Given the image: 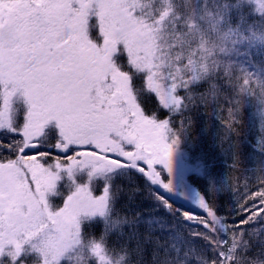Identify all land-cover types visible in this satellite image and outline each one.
Instances as JSON below:
<instances>
[{"label": "snow or ice", "instance_id": "obj_1", "mask_svg": "<svg viewBox=\"0 0 264 264\" xmlns=\"http://www.w3.org/2000/svg\"><path fill=\"white\" fill-rule=\"evenodd\" d=\"M201 107L242 192L187 150ZM145 256L264 264V0H0V264Z\"/></svg>", "mask_w": 264, "mask_h": 264}, {"label": "trees", "instance_id": "obj_2", "mask_svg": "<svg viewBox=\"0 0 264 264\" xmlns=\"http://www.w3.org/2000/svg\"><path fill=\"white\" fill-rule=\"evenodd\" d=\"M154 104V101H147V106L151 108ZM205 109L201 107L198 112L192 113L193 124L191 127V137L193 138V145L190 146L187 150L193 159L196 157H203L206 162L212 165V168L222 175L227 174L231 175L234 178L238 177L239 180L236 183L240 187V191H243V184L245 182L246 176L244 169L248 167V164L242 163L240 165V170L236 172H230L228 166L231 164V160L228 158L225 149H227V144L223 145V148L217 147V144L214 142L212 135L210 134L212 131H215V128L212 125L215 124L214 118L211 117L212 109L208 108V115H204ZM226 115V113H225ZM249 140L253 143L255 142L256 136L249 133ZM250 151L247 144L241 146L242 156L241 159L244 160L245 155ZM134 182L137 185H142L143 181L136 180ZM190 182L196 188H202L204 184V179L197 175L190 176ZM154 190V189H153ZM150 189L148 187H143L140 193L133 199L131 202L127 201V199L122 201V206L127 208V215L131 218L135 213H146L154 210L153 202L149 196ZM163 192V190H161ZM215 204L217 207H231L230 200L233 199L230 192L227 189L223 193H219L213 197ZM59 201H57L58 203ZM179 203L184 204L185 210H193L194 214L202 215L203 212L199 208H197L194 204L188 201L180 200ZM177 205H174L176 207ZM162 215V213H161ZM253 227H259V225H253ZM127 231V228H125ZM150 256H145L146 264L150 261Z\"/></svg>", "mask_w": 264, "mask_h": 264}]
</instances>
